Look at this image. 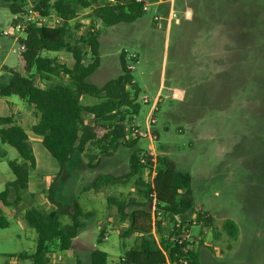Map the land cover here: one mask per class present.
<instances>
[{"label":"rangeland","instance_id":"374dc122","mask_svg":"<svg viewBox=\"0 0 264 264\" xmlns=\"http://www.w3.org/2000/svg\"><path fill=\"white\" fill-rule=\"evenodd\" d=\"M173 8L179 23L169 22L167 3L152 7L133 23L100 24L101 63L92 82L103 85L116 78L122 71V52L126 60L127 54H135V69L130 71L141 88V109L130 125L149 133L135 149L147 153L153 147L179 170L191 173L196 206L214 218L208 229L198 223L196 213L185 216L193 225L188 235L196 245L203 240L209 247L202 264H264V0H174ZM12 18L0 0V77L9 76L5 67L24 72L20 43L3 36L4 30L14 34ZM91 20L92 8L79 6L71 20L74 28L81 23L75 33H85ZM44 55L73 65L69 51ZM35 78L42 86L67 81L43 74ZM95 101L88 98L84 103ZM12 113L29 135L36 167L18 204L15 194L10 198L13 206L0 204L9 221L8 227H0V264H32L9 254L34 252L39 230L27 224L24 211L33 205L53 210L48 194L55 180L57 200H78L94 218L72 250L62 251L57 243L50 246L51 264H77L78 258L87 262L95 246L117 264L124 250L119 234L129 222L121 220L118 207L108 199L140 200L138 176L100 193L86 187L98 173L126 174L131 150L120 148L97 168L88 167L85 154L63 168L45 149L42 137L31 131L37 121L34 110L18 96L0 98V116ZM12 160L21 161L17 150L0 139V192L14 180ZM142 175L150 179L147 171ZM227 220L238 226L236 239L224 229ZM101 230L104 238L98 244ZM127 243L132 245L134 237Z\"/></svg>","mask_w":264,"mask_h":264},{"label":"trees","instance_id":"16d2710c","mask_svg":"<svg viewBox=\"0 0 264 264\" xmlns=\"http://www.w3.org/2000/svg\"><path fill=\"white\" fill-rule=\"evenodd\" d=\"M1 1L8 5L13 15L29 3L28 0ZM33 5L42 14L55 15L62 22L55 27L28 28L23 40L25 50L20 52L24 72L5 67L9 76L0 77L3 79L0 98L18 96L34 110L37 121L31 131L42 137L45 149L63 168L84 154L89 157L88 167L97 168L104 158L113 157L120 148L131 150L126 174L98 173L86 187V190L100 193L138 176L140 200L132 197L117 201L108 199L109 205L118 207L121 220L129 222L119 234L124 250L117 264H167L179 259H186L188 264H202V254L209 249L203 240L198 245L189 240L179 242L193 226L185 216L196 213L198 223L208 229L213 227L214 218L196 206L190 172L179 170L164 154L158 155L153 163L148 153L135 149L141 136L132 135L130 122L141 109V88L128 69L125 54L122 52L120 56L122 71L116 78L103 85L91 79L101 63L98 26L135 22L144 13L141 4L136 0H37ZM79 6L91 7L93 20L85 33L77 35L75 31L81 23L74 28L71 20L77 17ZM62 50L71 53L72 66L44 55V52ZM36 74L66 77L67 81L42 86L36 81ZM88 98L96 101L84 103ZM0 139L15 148L21 158V161H9L14 180L0 192V204L10 207L18 204L21 193L29 189L30 173L36 167V160L29 135L14 113L0 116ZM144 171L153 178L145 180ZM56 187L55 180L48 194L53 210L33 205L24 211L27 224L39 230L34 252L12 253L10 257L29 259L32 264H51L50 246L57 243L62 251L72 250L80 232L88 227L87 221L94 218V213L86 211L78 200L69 203L57 200ZM13 194L17 197L14 204L10 201ZM65 217L69 222H63ZM8 226L9 221L0 209V227ZM224 229L232 238L238 237V226L233 220H227ZM104 233V230L99 233L98 244L103 242ZM133 237L134 243L129 245L127 240ZM88 258L87 262L78 258L77 264H114L109 254L96 246Z\"/></svg>","mask_w":264,"mask_h":264},{"label":"built area","instance_id":"2783aa9c","mask_svg":"<svg viewBox=\"0 0 264 264\" xmlns=\"http://www.w3.org/2000/svg\"><path fill=\"white\" fill-rule=\"evenodd\" d=\"M136 2L141 4L144 12L149 11L154 6L158 8L168 3L169 22L171 21H175L176 23L180 22L173 8L174 0H136ZM157 18L160 17L158 16ZM61 22H62L61 18L55 15H44L42 14L41 10L35 8L33 4L28 3L19 13L13 15L11 28L14 31V34L8 30H4L3 36L19 42L20 43L19 51L22 52L25 50V44L23 43V40H25L27 36V30L30 26L55 27L59 25ZM135 58H136L135 54L133 53L127 54V62H128L129 70L135 69V64H134ZM144 101L147 102V99H144ZM147 134L149 133L141 132L139 129L134 128L132 126L133 136L146 137ZM147 153L151 156V161L155 163L158 154H156L154 148L152 147L151 150L148 151ZM142 162H145V159H142ZM182 240H189L190 242L194 241L188 234L184 235L182 239L179 240V242H182ZM167 264H188V261L186 259H179L174 261H168Z\"/></svg>","mask_w":264,"mask_h":264},{"label":"crops","instance_id":"0c3cea01","mask_svg":"<svg viewBox=\"0 0 264 264\" xmlns=\"http://www.w3.org/2000/svg\"><path fill=\"white\" fill-rule=\"evenodd\" d=\"M2 99H6V98H2ZM15 105V104H14ZM47 178H49V177H47ZM79 238V236L77 237V239Z\"/></svg>","mask_w":264,"mask_h":264}]
</instances>
